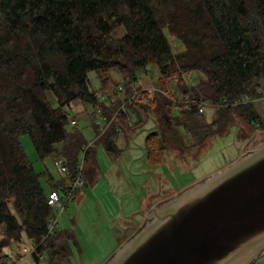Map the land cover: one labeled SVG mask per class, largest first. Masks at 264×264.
Listing matches in <instances>:
<instances>
[{"label": "trees", "instance_id": "obj_1", "mask_svg": "<svg viewBox=\"0 0 264 264\" xmlns=\"http://www.w3.org/2000/svg\"><path fill=\"white\" fill-rule=\"evenodd\" d=\"M170 35L182 50H175ZM151 65L159 72L160 88L142 105L146 120L157 116L158 129L146 137L151 163L163 162L168 141L182 142L180 127L198 147L225 133L237 117L262 126L255 101L264 97V0H0V258H12L13 244L27 241L38 244L32 253L37 264L41 253L54 261L79 247L70 230L49 233L56 212L22 135L31 136L42 158L64 157L74 174L89 140L78 124L68 127L77 120L70 109L77 103L94 107L96 136L98 109L117 111L123 98L140 88L138 72ZM111 69L119 71L123 85L112 79ZM91 71L100 89L92 87ZM192 71L202 74L196 83L186 79ZM109 92L117 98L107 103L102 97ZM224 98L247 101L216 107V117L208 121L198 102ZM125 116H119L123 132L140 125H130ZM118 134L108 130L89 146L84 184L97 175L90 162L93 145L104 143L116 152Z\"/></svg>", "mask_w": 264, "mask_h": 264}, {"label": "rangeland", "instance_id": "obj_2", "mask_svg": "<svg viewBox=\"0 0 264 264\" xmlns=\"http://www.w3.org/2000/svg\"><path fill=\"white\" fill-rule=\"evenodd\" d=\"M123 33L124 27H120L118 34L122 35ZM170 39L176 51L183 49L182 43L172 35H170ZM110 75L117 84L123 85V78L117 69H111ZM158 75L159 72L153 65L148 67V71L140 70L138 72L139 90L155 88L153 90L155 93L151 98L144 103L136 104L137 110H143V112L141 111L143 115H140L141 121L144 117L146 118V110H144L145 108L142 105H146L160 91L156 84ZM89 77L92 87L100 89L101 82L96 72L91 71ZM201 77L202 74L197 71H192L186 75L189 83H196ZM170 87L176 93L175 96L177 98L181 97L175 80L170 82ZM48 99L53 105L56 104V98L52 93H48ZM85 106L88 109L87 113L78 112L75 105H73V109H70V113L72 116H77V118H74L77 119L78 127L83 130L90 142L95 139V132L92 130L90 119V114L95 109L91 104H85ZM255 107L256 111L262 116V126H258L255 123H247L245 119L237 117L234 124L228 125L225 133L213 136L198 147L192 146L193 138L186 132L184 127H180L179 133L182 142L173 144L171 140L168 141L165 155H163L164 160L159 164L151 163L147 154L146 159L136 157L137 155H143L147 135L158 129L155 113H151L148 116L149 120L147 123L134 129L135 134H133V137L128 138V142L122 145L120 150L109 152L101 145L94 144L93 147L97 148L98 152L96 159L99 167L101 165L100 170H105L104 172H106L109 167L113 169V173L108 177L113 182L110 187L111 190H105L106 192H104L102 184L87 180L76 191V197L70 201L68 208L57 214L59 217L55 228L62 227L65 221L71 227V219L73 218L75 226H72L74 228H72L73 230L70 229V231L73 233L79 247L73 245L70 257H57L56 261H51L50 257L44 254V257L41 258V263L56 264V262L60 261V264H104L113 252L127 241L124 238L128 233H132L142 221L140 217L135 219V217L126 216L124 217L126 221H124V225L121 222L112 224L118 234L114 233L117 240H110L108 227L105 226L107 215L113 212L120 213L121 207L125 206L126 211L129 210V212L132 208H137L138 206L143 210V201L145 200L146 205L149 202L152 203V207L165 205L170 200L177 198V195L181 192L226 168L231 163L240 160L246 148L252 149L264 142V97L255 101ZM216 111V107L206 106L205 116L208 121H212L216 117ZM134 119L136 120V116L132 117V120ZM136 122H139L138 119ZM73 126L70 124L68 127L72 128ZM21 140L35 169L42 174V182L45 186L48 185L50 176H53L58 182L65 178V175L59 171L55 164V160L59 158L57 153L42 158L29 134L22 135ZM82 158L83 154L81 155ZM118 174H120V178ZM101 175L99 174V176ZM96 184H99L97 188H95ZM105 195L106 198H103ZM147 222L148 220H146ZM110 227L112 229L111 225ZM26 243L20 244L21 246L13 244L11 247L12 252H10L12 253V258L19 260L18 264H37L33 254L24 252V247L33 245L28 241ZM254 264H264V253Z\"/></svg>", "mask_w": 264, "mask_h": 264}, {"label": "water", "instance_id": "obj_3", "mask_svg": "<svg viewBox=\"0 0 264 264\" xmlns=\"http://www.w3.org/2000/svg\"><path fill=\"white\" fill-rule=\"evenodd\" d=\"M147 220L104 264H254L264 253V142Z\"/></svg>", "mask_w": 264, "mask_h": 264}, {"label": "built area", "instance_id": "obj_4", "mask_svg": "<svg viewBox=\"0 0 264 264\" xmlns=\"http://www.w3.org/2000/svg\"><path fill=\"white\" fill-rule=\"evenodd\" d=\"M123 87L119 86L118 94L121 95ZM155 88H151V90L148 89H135L134 92L130 94V96L123 98L122 104L119 106L118 110L115 111L113 114L105 113V111L102 108L98 109V112L96 116L94 117L95 126L97 128V134L95 136V139L93 141H90L89 144L85 147L83 151V158L80 160L78 167L76 169V172L74 174H70L67 166H66V160L64 157L59 156L58 159L55 160V164L58 167L59 171L64 174L65 176L68 175L69 180H67L63 186L59 188H53L49 192V204L52 205L55 209L56 215L51 219L50 221V232H52L58 222V215L62 213L64 210L67 209L68 202L75 198L76 191L84 185V178H85V168H84V155L92 143L106 134L108 130H112L114 132H121L122 131V123L120 122V115L122 113L126 114V119L129 122L130 125L133 124V120L131 119L129 115V109L137 103H144L149 98L153 96L155 92H153ZM159 90V89H158ZM106 97V102L109 103L110 100H115L117 98V95L115 92H110L109 95ZM247 101L246 98H239L235 99L233 102L228 101L227 98H224L221 102H213L210 100H201L198 102V107L200 112H204L206 109V106L210 105L211 107H218L221 105H237L239 103ZM71 124L76 126L78 124L77 120L73 119L71 121ZM260 126V122L256 124ZM45 239V238H44ZM38 247V244H33L31 247H24V252L26 254H32L34 251H36ZM41 258L44 257L43 253L40 255ZM19 260H15L14 258H0V264H18Z\"/></svg>", "mask_w": 264, "mask_h": 264}, {"label": "crops", "instance_id": "obj_5", "mask_svg": "<svg viewBox=\"0 0 264 264\" xmlns=\"http://www.w3.org/2000/svg\"><path fill=\"white\" fill-rule=\"evenodd\" d=\"M109 93H107V95H109ZM107 95H104L102 97V99H104L106 101V97H108ZM75 106H76V109H77L78 112H80V113H87V110L88 109H87V106H85V104H83V103H77ZM141 111L143 112V110H140V109L137 110L136 107H133V106L129 109V112L131 114V115L130 114L129 115H130L131 119H132L133 116H136V120L138 119V121L140 122L139 123L140 125L137 126V127H134V129H137V128L143 126L149 120V119L146 120V118L144 117V119H142V121H141L140 115H143V114H141ZM136 120L135 119L133 120V123L134 124L138 123V122H136ZM91 127H92V130H94V127L92 125H91ZM134 129H133L132 132H129V133L128 132L126 133V132L121 131L116 136V138H115V144L117 145V147H118L119 150H120V148H121L122 145H124V144H126L128 142L127 140H128L129 137H131V136L133 137V134H135V130ZM93 132H95V130ZM97 145L98 146L101 145V147H103L105 150H107L105 148V146H104V143H99ZM97 153H98L97 152V148H95V150H93V153H92L93 158L90 159L91 160L90 162L92 164L94 163V165L96 167V174L97 175H96L94 181L95 182H98L99 184H102L103 185L104 192H106L108 190H111L110 187H111V184H113V182L110 180V178H108L109 175H111L113 173V169L111 167H109L108 170H106V172H104L105 170H103V169H102L103 171H101L100 170L101 169V165L99 167V163L97 162V159H96ZM146 154L147 153H146V146H145V149H143V155H137L136 157L137 158L142 157L143 159H146V157H147ZM80 160H82V159H80ZM148 160H149V158H148ZM84 168H87L86 162H84ZM99 174H102V175L99 176ZM118 175H119V178H120V174H118ZM67 180H69L68 175L65 176V178L62 181H59V182L57 180H55L53 176H50L49 179H48V190H49V192L54 187L55 188H59V187L63 186V184ZM98 185L96 184V187L95 188H97ZM103 198H106V195ZM70 201L68 202L67 208H68V206L70 204ZM102 202H104V201H102ZM143 203H144L143 204V210L141 209L140 206H138L137 208L136 207L135 208H132L131 211H130L131 213H130L129 210L126 211V209H125L126 206H125V207H121L120 213L119 212L118 213H114L113 212V213L110 214L111 216L110 215H107V217L105 218L106 219L105 226L108 227V233L110 235V240H117V237H116V235L114 233L118 234V231H116V229H114V226L113 225L115 223H118V222H121V224L124 225V223L126 222L124 220V217H126V216H132V217H135V219L137 217L138 218L140 217L142 219V221L138 224V226L134 229V231H132V233H128V235L124 238V240H128L129 238H131L142 226H144V224L146 223V220H147L148 213H149V211H150V209L152 207V203H149L148 202L147 205H146V200L143 201ZM79 206H80V204H79ZM105 206H107V205L105 204ZM128 213H130V214H128ZM71 224H72V226H75V221H74L73 218L71 219ZM110 225L112 226V229H111ZM72 226L69 227V223H67V221H65L64 224H63V226L60 227V228H58V229L59 230H70V229L74 228ZM78 227H79V225H78Z\"/></svg>", "mask_w": 264, "mask_h": 264}]
</instances>
